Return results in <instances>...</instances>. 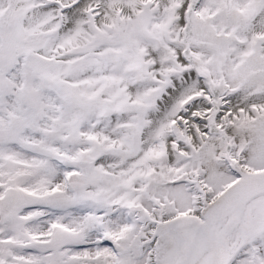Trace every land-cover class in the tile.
<instances>
[{
  "label": "snow or ice",
  "instance_id": "obj_1",
  "mask_svg": "<svg viewBox=\"0 0 264 264\" xmlns=\"http://www.w3.org/2000/svg\"><path fill=\"white\" fill-rule=\"evenodd\" d=\"M0 264H264V0H0Z\"/></svg>",
  "mask_w": 264,
  "mask_h": 264
}]
</instances>
